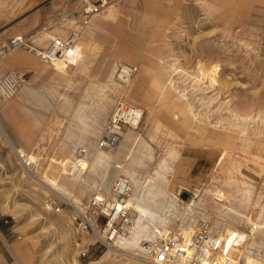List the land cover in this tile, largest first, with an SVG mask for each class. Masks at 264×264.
Returning <instances> with one entry per match:
<instances>
[{"label": "rangeland", "instance_id": "374dc122", "mask_svg": "<svg viewBox=\"0 0 264 264\" xmlns=\"http://www.w3.org/2000/svg\"><path fill=\"white\" fill-rule=\"evenodd\" d=\"M94 1L0 0V44L23 34L39 49L48 45V34L64 37L79 29L83 49L81 59L68 67L67 74L56 72L34 50L13 49L0 58V76L10 71L22 78L14 96L0 100V264H29L31 257L42 264H154L151 254L142 249L148 242L141 240V249L109 247L107 233L102 240L88 226L72 222L75 202L38 180L51 158L61 159L72 150L95 114L104 126L118 98L144 111L133 131L141 132V142L149 144L153 158L147 160L141 147H136L134 156H142L144 162L137 166L138 172L145 175L166 158L173 170L167 173L171 191L181 184L187 189L181 197L183 192L192 196L195 189L203 194V204L197 206L193 219L215 218L224 204L213 199V188L223 189L230 197L235 193L223 185L228 177L235 186L250 187L229 221L239 224L257 196L264 204V124L248 129L240 139L237 130L216 124L226 107L242 114L264 113V0H108L85 26L77 25L69 13ZM90 29L93 41L86 44L84 35ZM163 53L170 55L162 63L164 68L175 56L188 70L200 63L212 79L205 91L187 93L199 112L194 120L173 117L181 108L175 101L164 104L161 82L145 68L149 60L162 68L158 59ZM22 54L29 58L24 59L26 64L17 63ZM11 56L13 61L8 60ZM118 64L136 67L137 75L130 82L121 81L115 75ZM105 105L107 111L101 115ZM150 108L155 112L147 118ZM122 134L124 139L130 137ZM15 147L34 154L36 164L26 169L13 152ZM229 149L233 152H225ZM222 152L225 167L219 173ZM231 157L238 159L239 171L232 169L235 159ZM206 187L211 191L204 192ZM90 196L84 195L81 203ZM102 221L99 218L100 226ZM171 224L168 229L174 230L175 223ZM48 236H52V248L41 252ZM261 246L254 251L260 248L264 255ZM16 247L18 256L11 260Z\"/></svg>", "mask_w": 264, "mask_h": 264}, {"label": "bare ground", "instance_id": "6f19581e", "mask_svg": "<svg viewBox=\"0 0 264 264\" xmlns=\"http://www.w3.org/2000/svg\"><path fill=\"white\" fill-rule=\"evenodd\" d=\"M155 13L156 8L153 10V14ZM53 35L54 34H48V36ZM70 49L71 51L69 53L71 54L68 56V59L72 60L78 55V60L75 59L74 61V65H77L78 61L82 57L83 49H81L79 42ZM168 56L170 55L163 53L158 59L159 61L161 60V65L164 59H166ZM50 66L58 73L67 74L68 65L64 60L56 59L54 60L53 66L51 64ZM118 66L119 71H117L115 75H117L118 79L123 82H130L138 73L136 67H131L124 64H118ZM145 68L147 71L152 70L153 77L161 82L159 93L164 99V104L169 105L175 101L181 108L178 113L173 114V117L178 118L180 116L181 118H185L190 116V119H196V116L199 115V112L198 110L195 111L193 101L189 99L187 93L194 94V92L198 89L200 92L201 90L205 91L212 85V79H210L207 72L204 71L202 65L200 63L196 64L192 70H188L183 66V64L180 63L178 57L172 56V59L167 64L166 68H164V66L162 68L156 66L152 60L147 62ZM29 93H32V91H29ZM213 99L210 98V101H213ZM223 102L224 101H222V103ZM226 103H228V100ZM106 107L107 105H105L102 109L101 115L106 113ZM140 109L142 110L143 117L144 111L142 108ZM237 111L231 109L230 107H226V114H222V118L217 120L216 124L223 126L224 130H226L228 127L237 130L239 134L238 139H240L242 136H245V134H248V129L253 128L254 130L256 129L254 127L258 126V124H264V113L262 112L255 110L254 113L248 112L246 114H242ZM154 112L155 111L150 108L148 110L147 118L152 116ZM98 115V113L94 115L90 128L76 140L72 150L65 154L61 159L55 160L51 158L50 162H48V164L42 168L40 172V178L37 179L39 181L46 182L50 189L59 192V194L63 193L67 195V197H69L67 199L71 200L68 202H75L77 204L76 206L73 205V214H75L79 211L84 212L87 209V201L84 204L81 203V198L84 195L90 194L92 196L97 194L98 196L107 197L110 194V188L113 180L120 176L126 177L129 181L128 192L121 198H110L109 203L113 202L116 204V202H118L120 207L131 213V223L124 232H119L114 237H112L111 240L108 241L107 245L111 248H114L117 245L119 246L117 250H124L125 248L141 249L140 241L143 240L142 244H144V242H148L149 245L147 247L143 245L142 249L145 252L151 254L149 258L151 261H154V264H159L150 250L157 247L162 239L164 237L167 238L168 234L172 232L178 233L182 236H189L191 234L194 226L188 224V220H197L193 218L198 213L197 206L203 204V194L199 193L200 189H195L192 196H190L187 200H183L178 196L179 192L182 190V188H184L181 184H177L175 190L171 191L169 189L170 177L167 175V173H171L173 170L166 158H162L157 163V166L153 169V171H149L145 175H141L138 172L137 166L144 163L141 158L142 156H146L147 160H152L153 158V155L150 152L151 147L149 144L146 142H141V132L133 131L139 126L140 123L136 128L127 129V131L123 132L124 135L129 133L130 137L124 139V136H122L115 149L109 148L111 150H105L108 148H101L97 146V141L99 140L104 127L101 126L99 120L100 117ZM142 129H145V127ZM233 138L235 139L236 137L233 136ZM94 143L99 149H96ZM136 147H141V157L136 158L134 156ZM252 150H255L257 153L260 152V149L258 148H252ZM227 151L231 153L233 152L231 149L225 150V152ZM13 152H15L17 158L21 160L26 169H29L30 166H34V164H36L37 159L34 154L27 153L20 147H15ZM225 152L220 154V160L222 162L219 163V173L222 172L225 167ZM250 152L251 151H249V153ZM234 159L235 160L230 165L233 170L237 171L239 169V164L236 162L238 159ZM52 168H56L53 174L50 173ZM217 179H220V177ZM223 185L225 187L232 188L235 193H233L232 197H230L226 191L217 186H215L212 191L213 199L216 202H221L224 204L218 210V213L212 220L213 223H217L218 221L222 222L221 230L224 233L222 252H225L227 255H231L235 251H238L237 255L240 254L243 264H264V258L258 256V254L254 251V247L256 248L261 245L258 244L255 239L258 234H260L259 230L261 229V224L258 222V220H256V218H252V216L248 214L243 217L239 224L238 222L231 219L228 222H224L225 220H229L230 215H233L235 210L243 204L244 198H241L245 192H250L249 185H246L245 187L235 186L232 177L225 179ZM203 190L206 192L210 189L206 187ZM48 207H50V205H48ZM201 217L204 218L206 216H200L199 218ZM172 222L175 223L174 230L168 229V226H170ZM1 232L2 231H0V236L3 235V232L2 234ZM93 232L97 238L99 237L102 240L106 238L105 232ZM239 238H245L246 240L245 244H243L241 248L236 246ZM46 240L48 243L40 249L41 252L49 251L52 248V236H48ZM17 256L16 250H11L12 260H15ZM29 262L30 264H42L39 262V260L34 258L30 259Z\"/></svg>", "mask_w": 264, "mask_h": 264}, {"label": "built area", "instance_id": "2783aa9c", "mask_svg": "<svg viewBox=\"0 0 264 264\" xmlns=\"http://www.w3.org/2000/svg\"><path fill=\"white\" fill-rule=\"evenodd\" d=\"M108 0H96L91 4L85 3L79 10H73L69 16L79 26L86 25L94 14H97ZM50 24L46 25L49 26ZM80 39L79 29L71 30L66 36H49L46 47L37 49L33 40L23 34L10 37L6 42L0 44V58L9 50L28 49L34 50L36 56L53 66L54 60L61 59L69 66L74 65L75 59H68L71 47L77 45ZM69 53V54H68ZM20 78L16 73L5 72L0 76V100H7L14 96L20 84ZM142 118V110L136 104H132L123 98H118L114 103L109 117L104 124L103 131L97 141L101 148H115L125 129H134ZM129 181L120 176L113 180L110 194L107 197L94 194L87 199L86 211H79L72 215V222L79 226H88L93 231L107 233L108 241L119 232H124L131 223V213L120 207L118 202L109 203L113 197L121 198L128 192ZM187 190L182 188L181 191ZM181 191L179 196L181 197ZM192 194V192H191ZM190 196L181 197L187 200ZM99 218H103L99 225ZM225 220L224 222H228ZM188 224L194 226L189 236L178 233H170L164 237L157 247L151 249V253L159 264H243L240 254L235 251L231 255L222 252L224 233L221 230L222 222L213 223L211 218H199L188 220ZM242 229V228H239ZM2 234V232H1ZM245 238H239L236 246L239 248L245 244Z\"/></svg>", "mask_w": 264, "mask_h": 264}, {"label": "crops", "instance_id": "0c3cea01", "mask_svg": "<svg viewBox=\"0 0 264 264\" xmlns=\"http://www.w3.org/2000/svg\"><path fill=\"white\" fill-rule=\"evenodd\" d=\"M85 26V25H84ZM93 40H92V30L90 29L89 30V32L87 33V34H85L84 35V40H83V42H86V43H89V42H92ZM81 45V44H80ZM81 48H82V45H81ZM21 57H23V59L21 60V62H17V63H19V64H26L25 62H24V59L25 58H27L26 56H24L23 54L22 55H20V58ZM15 58L13 57V56H11V57H8V60H11V61H13ZM27 59H29V58H27ZM1 63V62H0ZM0 68H2V66H1V64H0ZM27 92V91H26ZM27 93H29V92H27ZM20 148H22V149H24L23 147H20ZM25 150V149H24ZM26 151V150H25ZM209 155H211L210 153H209ZM215 159H217V156L215 157ZM188 180H190V181H193V180H195V178H192V177H189L188 178ZM261 201V199L260 198H258V196H257V198H255V199H253V202H252V205L251 206H253V208H251V210H249V211H247V213H245L244 215H243V217H245V215H248V214H250L251 216H252V218H256V220H258V222L261 224V229L259 230V233L260 234H258V236L256 237V241H257V243H259V244H264V204H261V203H259ZM250 206V207H251ZM258 206H260V209L259 210H257L256 208H258ZM243 217L241 218V220H240V222L242 221V219H243ZM3 236V235H2ZM2 236H0V240L2 239L1 237ZM12 244V243H11ZM12 245H14V244H12ZM262 246H264V245H262ZM261 246V247H262ZM13 247V246H12ZM258 248V247H257ZM260 249V248H259ZM259 249H258V251H257V254H258V256H261L262 258H264V255H261L260 254V251H259ZM15 250H19V248H15ZM30 259H32V257L30 258ZM11 260H12V258H11ZM21 264H25V263H21ZM30 264V263H29Z\"/></svg>", "mask_w": 264, "mask_h": 264}, {"label": "water", "instance_id": "95a60500", "mask_svg": "<svg viewBox=\"0 0 264 264\" xmlns=\"http://www.w3.org/2000/svg\"><path fill=\"white\" fill-rule=\"evenodd\" d=\"M186 196V193L185 192H183V194H182V197H185Z\"/></svg>", "mask_w": 264, "mask_h": 264}]
</instances>
